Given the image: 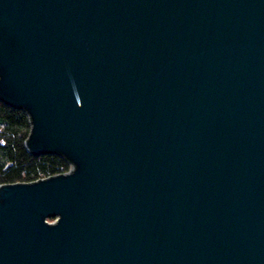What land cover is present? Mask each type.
Here are the masks:
<instances>
[{"label":"water","instance_id":"water-1","mask_svg":"<svg viewBox=\"0 0 264 264\" xmlns=\"http://www.w3.org/2000/svg\"><path fill=\"white\" fill-rule=\"evenodd\" d=\"M0 101V264H264V0H0Z\"/></svg>","mask_w":264,"mask_h":264},{"label":"trees","instance_id":"trees-1","mask_svg":"<svg viewBox=\"0 0 264 264\" xmlns=\"http://www.w3.org/2000/svg\"><path fill=\"white\" fill-rule=\"evenodd\" d=\"M30 127L24 111L0 101V186L33 183L70 171L71 165L60 156H32L27 151Z\"/></svg>","mask_w":264,"mask_h":264},{"label":"built area","instance_id":"built-area-1","mask_svg":"<svg viewBox=\"0 0 264 264\" xmlns=\"http://www.w3.org/2000/svg\"><path fill=\"white\" fill-rule=\"evenodd\" d=\"M71 170V169H70Z\"/></svg>","mask_w":264,"mask_h":264}]
</instances>
